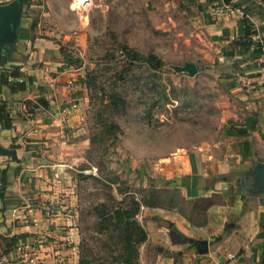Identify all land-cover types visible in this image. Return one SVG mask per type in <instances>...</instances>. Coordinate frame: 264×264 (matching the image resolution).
Listing matches in <instances>:
<instances>
[{
  "label": "rangeland",
  "instance_id": "rangeland-1",
  "mask_svg": "<svg viewBox=\"0 0 264 264\" xmlns=\"http://www.w3.org/2000/svg\"><path fill=\"white\" fill-rule=\"evenodd\" d=\"M201 1L47 0L50 13L43 23L52 28L47 32L59 43L67 79L72 78L59 103L77 107L71 124L44 148L49 166L43 181L54 195L42 211L71 218L52 222L60 229L32 238L9 263L27 264L31 258L30 264H42L37 250L66 248L69 241L59 236L70 227L76 263L82 258L88 264H117L125 226L115 225L111 208L127 210L135 200L133 219L145 238L136 246L134 264H169L163 261L167 251L146 241V228L167 226L161 218L165 210L198 220L203 206L175 209L167 182L176 164L160 156L176 145L219 135L232 100L225 72L208 58ZM189 63L195 71L182 68ZM178 258L174 253L172 264H183Z\"/></svg>",
  "mask_w": 264,
  "mask_h": 264
},
{
  "label": "crops",
  "instance_id": "crops-1",
  "mask_svg": "<svg viewBox=\"0 0 264 264\" xmlns=\"http://www.w3.org/2000/svg\"><path fill=\"white\" fill-rule=\"evenodd\" d=\"M8 1L0 0V4ZM251 1L253 4L229 2L246 8L252 25L264 36V4ZM200 5L210 36V64L225 72L232 100L219 135L198 139L188 147L176 145L160 156L176 164L174 178L167 182L172 185L175 209L182 206L186 210L187 203L200 204L203 210L199 219L178 210L160 211L168 224L147 227L146 241L155 243L160 253L167 251L163 261L169 264L174 253L183 264H264V190L248 191L253 184L251 169L264 162V82L257 73L258 57L252 54V46L239 49L236 41L241 16L234 7L222 8L217 0H202ZM49 13L47 0H22L15 38L8 55L0 57L4 60L0 70L16 69L20 73L9 80L24 82L21 89L0 85V97L12 118L8 129L0 126V171L7 170V185L0 200V254L2 238L14 235L18 246L7 257L1 256L0 264L13 262L15 253L27 248L32 238L54 234L60 229L55 223H69L71 218L42 211L54 195L48 192L52 187L43 181L48 180L44 166H49L44 148L50 138L71 124L77 107L75 103V108L68 110L69 104L59 103L72 78L67 79L59 43L52 32H47L52 28L43 23L46 17L42 16ZM63 234L59 238L65 240L63 243L69 241L66 248L37 250L42 264L76 263L72 228H63ZM200 240L207 242V251L202 254L197 251Z\"/></svg>",
  "mask_w": 264,
  "mask_h": 264
},
{
  "label": "trees",
  "instance_id": "trees-1",
  "mask_svg": "<svg viewBox=\"0 0 264 264\" xmlns=\"http://www.w3.org/2000/svg\"><path fill=\"white\" fill-rule=\"evenodd\" d=\"M245 2H250L253 4V1L251 0H245ZM259 4H264V0H258ZM234 6V5H233ZM236 6H241L240 3H238ZM242 11L244 14L248 15V11L246 8L242 7ZM239 31L240 35L237 38V44L239 46V49L246 50L249 47L252 46V54L255 56H259L260 54V48L259 44L256 41H253L252 34L254 32V29L251 27V23L243 18L239 21ZM147 60L146 62H149V64H152L150 59L153 58L152 55L146 56ZM63 60L67 63V59L63 56ZM149 60V61H148ZM4 60L0 61V64L3 63ZM20 73L16 69H12L9 72H4L0 70V85L5 84L10 89H21L24 86V82H17L15 80H9L8 77L15 78L16 76H19ZM12 118L9 115V110L6 107L5 102L0 97V126L3 129H8L11 126ZM6 174L7 170L6 168L2 169L0 171V200L4 196V189L7 185L6 181ZM112 203L114 202V199H111ZM137 202L135 200L131 201V205L129 206V209H125L119 206H112L111 208V219L114 220L115 225L116 224H122L125 227V234L120 239V247H119V253H120V259L117 264H134V259L136 255V246L137 244L142 241L144 237V233L142 231L141 226L133 219V216L136 214L137 211ZM4 248L2 249V255L7 257L11 251H13V248L15 249L16 245V238L14 235L2 238ZM113 259H115V256H113ZM118 259V258H117ZM76 264H88L87 261L83 260L82 258H79ZM113 264V263H111Z\"/></svg>",
  "mask_w": 264,
  "mask_h": 264
},
{
  "label": "water",
  "instance_id": "water-1",
  "mask_svg": "<svg viewBox=\"0 0 264 264\" xmlns=\"http://www.w3.org/2000/svg\"><path fill=\"white\" fill-rule=\"evenodd\" d=\"M228 2L230 0H223ZM22 0H10L6 3L0 4V57H5L9 53L12 41L15 38L19 17L21 13ZM183 69L195 71L193 64H185ZM253 175V184L248 187V191H262L264 190V162L256 163L250 171ZM201 247L197 248L199 254L207 251V242L200 240ZM9 264H22V262H15Z\"/></svg>",
  "mask_w": 264,
  "mask_h": 264
},
{
  "label": "built area",
  "instance_id": "built-area-1",
  "mask_svg": "<svg viewBox=\"0 0 264 264\" xmlns=\"http://www.w3.org/2000/svg\"><path fill=\"white\" fill-rule=\"evenodd\" d=\"M217 1L220 2V6L222 8L230 10V9H233V7H234L229 1L228 2H225L223 0H217ZM256 1H258V0H256ZM234 10L241 16V19H243V18L247 19L251 23V27L254 29V32L252 34V38L258 42L259 48H260V54L258 56L257 73L259 74L260 80L262 82H264V36H261L259 34L258 28H256L255 26L252 25V20H251L250 16L247 14H244L240 7H234ZM8 78H10V77H8ZM17 80L21 81V78H18ZM72 105H73V107L75 106L74 104H72ZM21 108L23 110L25 109L24 104H21ZM229 256H231V255H229ZM28 261H29V263H27V264H30L32 262V259L28 258ZM204 264H217V263L209 261V262H205Z\"/></svg>",
  "mask_w": 264,
  "mask_h": 264
}]
</instances>
